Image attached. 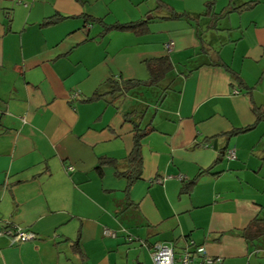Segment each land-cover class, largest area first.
I'll return each instance as SVG.
<instances>
[{
  "label": "crops",
  "instance_id": "1",
  "mask_svg": "<svg viewBox=\"0 0 264 264\" xmlns=\"http://www.w3.org/2000/svg\"><path fill=\"white\" fill-rule=\"evenodd\" d=\"M146 19L143 35H103L99 23ZM169 41L174 69L159 86L111 94L110 81L148 80L145 63L168 56ZM256 108L264 0H0V233L36 236L13 246L0 236V264H152L156 243L264 264V238L242 236L264 217V121L233 134L256 124ZM133 112L154 129L127 194L117 173L130 169ZM233 147L237 158L216 165ZM101 159L115 164L98 170Z\"/></svg>",
  "mask_w": 264,
  "mask_h": 264
},
{
  "label": "trees",
  "instance_id": "2",
  "mask_svg": "<svg viewBox=\"0 0 264 264\" xmlns=\"http://www.w3.org/2000/svg\"><path fill=\"white\" fill-rule=\"evenodd\" d=\"M214 6V3H210L207 6L208 12L211 10V8ZM250 4L245 5L240 10H244L248 8ZM165 7V6H162ZM209 14V13H208ZM229 14V13H228ZM226 16V13L224 14ZM184 17H187L185 15H178L173 13L171 18L174 19H182ZM223 18L222 14H214L211 16V21L209 24V29H217V25L219 21ZM61 18L60 17H53L48 20H46L43 25L44 26H50L53 24H56L59 22ZM99 23H102L104 25V32L103 35H107L109 32L112 31H119V32H134L138 35H143L148 32V23L149 19H146L144 21L140 22H132V23H117L113 25H107L103 21H99ZM197 35L199 39L202 41V31L199 29V26H197ZM146 68L149 73V79L146 81H138V80H128V81H121V82H112L110 81L111 85V94L113 96L116 95V97H121L135 89L138 88H153L157 87L162 83L166 77L172 73L174 66L169 58V55L166 57L161 58H155L150 59L146 63ZM221 66L224 67V64H221ZM167 92L166 90L164 93ZM100 97L98 93H96L92 98L89 99V101H93ZM162 98V97H161ZM254 112L257 116V122L255 125L239 129L237 131H234L233 134L238 133H245L248 131H251L255 128L257 123L260 121H264V111L261 108L254 109ZM137 115L133 113H129L125 115L126 122H130L134 126L133 131V148L128 156V163L130 169L125 173H117L118 176L124 177L128 181V188H127V194H129V191L131 190V187L133 184L141 179L142 177V171H143V156H142V141L147 137V135L153 131V125L152 121L147 124L145 127H142V125L137 122V119L135 118ZM231 135V134H230ZM228 149L221 152V157L218 159L217 164L221 162V158H225L226 152ZM114 165L115 161L110 159H101L98 165V170H101L102 167L105 165ZM212 169L207 170L206 172H211ZM242 236L246 240L248 244H255L256 242L262 240L264 238V217L263 218H255L251 221V223L247 226L245 230L242 231Z\"/></svg>",
  "mask_w": 264,
  "mask_h": 264
},
{
  "label": "built area",
  "instance_id": "3",
  "mask_svg": "<svg viewBox=\"0 0 264 264\" xmlns=\"http://www.w3.org/2000/svg\"><path fill=\"white\" fill-rule=\"evenodd\" d=\"M166 54L170 55L175 49V42L169 41L164 46ZM80 94L74 93L71 100H80ZM207 147V146H206ZM227 160H235L237 158V149L229 148L226 152ZM73 168H69V171ZM163 180H156V183H162ZM104 235L107 237H116V233L105 230ZM0 236H6L10 241V245L32 241L36 238L35 234L26 232L20 227H9L0 233ZM132 240V238H129ZM152 264H224L222 258L211 256L204 246H196L193 243L187 244L180 254H176L172 244L156 243L151 253Z\"/></svg>",
  "mask_w": 264,
  "mask_h": 264
}]
</instances>
